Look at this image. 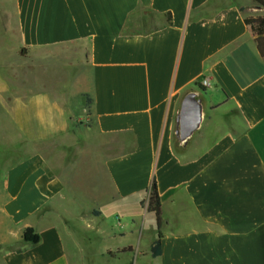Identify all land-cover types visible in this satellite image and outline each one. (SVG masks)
Here are the masks:
<instances>
[{"label": "crops", "instance_id": "crops-1", "mask_svg": "<svg viewBox=\"0 0 264 264\" xmlns=\"http://www.w3.org/2000/svg\"><path fill=\"white\" fill-rule=\"evenodd\" d=\"M244 18L240 0H15L0 136L20 154L4 165L0 246L22 245L8 248L3 264L81 263L70 224L76 214L100 219L104 209L126 229L108 237L138 235L136 244L104 249L127 250L128 262L264 264V59ZM188 96L200 121L181 144ZM102 137L129 140L113 151ZM86 152L96 171L76 190ZM153 180L162 216L154 259L155 216L141 206ZM55 201L74 205V215L64 205L55 222L43 211ZM147 219L155 231L141 246ZM27 229L37 244L23 242Z\"/></svg>", "mask_w": 264, "mask_h": 264}, {"label": "rangeland", "instance_id": "rangeland-1", "mask_svg": "<svg viewBox=\"0 0 264 264\" xmlns=\"http://www.w3.org/2000/svg\"><path fill=\"white\" fill-rule=\"evenodd\" d=\"M14 2L15 0H0V77L4 79L6 84H8L10 76L9 70H7L10 65L9 57L11 56V50L9 49V46L14 42L16 36V26L14 21ZM240 8L242 10V13L244 14V17H264V8L260 7L258 4L251 0H240ZM140 17L142 18V15L139 12L132 15L128 21V27H131L133 23H136V21H138ZM143 20L145 22L148 21L147 18ZM0 113H4V105L2 104H0ZM7 128V120L4 118L0 119V134L3 133V129H6L7 131ZM1 136L0 141L3 140V142H5L4 138ZM123 140L128 142L129 139L125 138ZM123 140H121L120 137H110L109 139L102 137L100 139V141L104 145L106 144L108 145V147L110 145V148H112L113 151L115 150V146ZM10 148L15 149L13 146H11ZM175 149H178L177 142L175 143ZM19 154L20 153L10 151L9 146L6 144V142L0 145V194L2 192V181L6 170V167H4V165H6L7 162L13 159L14 157L18 158L17 155ZM74 155V152H70L71 158L69 161L75 160L76 156ZM95 162L96 155L94 153L91 154L90 152H86L80 160L79 167L75 170L73 168V174L75 178L74 181H77V183L72 185L73 189L84 190L86 187H88L90 182H92L94 172L96 171L94 169ZM66 171L67 172L65 173V171H62L61 169L59 170L63 178L69 181L68 175H70V170ZM64 174H67V176H64ZM84 199L88 202L86 203V206H89L90 202L88 200V197L84 196ZM104 201V199H97L96 203L103 204ZM64 203L65 202L63 201H55L54 206H48V208L44 209L43 211L46 214H49V216L56 222L59 219L63 218L60 211L63 212L62 206L65 205ZM65 206L66 208H68L65 209L69 212L68 217L71 218V216L75 213V206H69L68 204ZM83 211L84 210H82V212ZM74 218H76V220L72 221L73 223L70 224V227L71 230L74 232V239L82 245V258L81 263L79 264H137L136 261L128 262V260L131 258H129L128 256L122 257L119 251L115 253H112L110 251L104 252L105 248L115 249L117 247H121L122 244H124L126 241H131L136 244V241L138 239L137 234L131 238H110L107 236L109 230H112L116 234H122L126 232V229H124L123 231H119V229L117 228V217H115V214L112 212V209H104L102 218L97 220H91L90 214L85 215L84 213L80 215L76 214V217ZM121 222L124 224L126 223V220L121 219ZM137 229H139V227ZM154 231L155 227L153 224V219H147L143 227L142 238L140 241L141 246H146V243L151 239ZM21 245V240H18L13 242L12 245L5 247V249L4 247L0 246V264H3L1 261L2 255L8 248L18 249ZM71 264L77 263L73 262Z\"/></svg>", "mask_w": 264, "mask_h": 264}, {"label": "trees", "instance_id": "trees-1", "mask_svg": "<svg viewBox=\"0 0 264 264\" xmlns=\"http://www.w3.org/2000/svg\"><path fill=\"white\" fill-rule=\"evenodd\" d=\"M264 8V0H251ZM242 11V10H241ZM170 15H168V22L170 21ZM244 23L248 32L255 38L257 51L262 59H264V17H245ZM141 206H146V210L151 212L155 216V224L157 230V236L154 242L149 248L150 256L154 259L161 255V233L160 228L162 226L161 205L159 196L156 189V183L153 180L148 189V198L141 202ZM22 240L28 244H37L39 242V236L34 233L32 229H27L23 235ZM127 252V250H121L119 253Z\"/></svg>", "mask_w": 264, "mask_h": 264}, {"label": "water", "instance_id": "water-1", "mask_svg": "<svg viewBox=\"0 0 264 264\" xmlns=\"http://www.w3.org/2000/svg\"><path fill=\"white\" fill-rule=\"evenodd\" d=\"M190 98L191 96H188L184 99L181 107V112L178 116V122L181 125V129L176 132V138L181 144H184L191 135L192 129H189V124L193 123L197 127L200 121V107H195V109L191 111L192 116H190L189 114L190 111L188 110V107Z\"/></svg>", "mask_w": 264, "mask_h": 264}, {"label": "built area", "instance_id": "built-area-1", "mask_svg": "<svg viewBox=\"0 0 264 264\" xmlns=\"http://www.w3.org/2000/svg\"><path fill=\"white\" fill-rule=\"evenodd\" d=\"M200 84H201V86L202 87H207L208 86V80L207 79H203L201 82H200ZM116 220H117V223L119 224V219L118 218H116Z\"/></svg>", "mask_w": 264, "mask_h": 264}]
</instances>
